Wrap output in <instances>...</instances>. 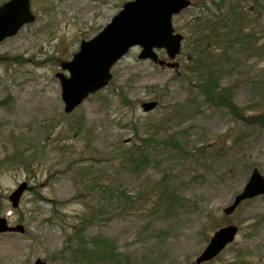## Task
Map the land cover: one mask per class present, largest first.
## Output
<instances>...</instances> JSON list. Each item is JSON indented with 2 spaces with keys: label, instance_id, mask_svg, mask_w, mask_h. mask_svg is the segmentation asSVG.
I'll use <instances>...</instances> for the list:
<instances>
[{
  "label": "rangeland",
  "instance_id": "374dc122",
  "mask_svg": "<svg viewBox=\"0 0 264 264\" xmlns=\"http://www.w3.org/2000/svg\"><path fill=\"white\" fill-rule=\"evenodd\" d=\"M124 1L31 0L36 20L0 42V216L26 228L0 233V264H80L70 254L80 233L115 243L120 255L108 264H197L213 232L231 223L240 227L232 243L200 264H264V194L222 212L254 168L264 175V124L255 123L264 118V9L254 38L207 46L237 116L211 104L187 70L202 38L196 18L234 1L247 11L249 0H191L172 19L184 35L178 69L139 59L132 47L106 87L65 112L61 59ZM150 100L156 106L144 111ZM137 152L144 167L133 171L128 156ZM23 180L13 209L9 193ZM166 188L182 202L162 196Z\"/></svg>",
  "mask_w": 264,
  "mask_h": 264
},
{
  "label": "water",
  "instance_id": "95a60500",
  "mask_svg": "<svg viewBox=\"0 0 264 264\" xmlns=\"http://www.w3.org/2000/svg\"><path fill=\"white\" fill-rule=\"evenodd\" d=\"M190 3V0H126L102 30L80 42L71 59L60 61L61 71L56 72V77L61 87L64 111L70 113L88 95L105 87L112 77L111 67L132 46L141 47L137 55L140 59H150L168 68L178 66L171 60L180 52L183 35L174 31L172 17ZM34 17L30 0L5 1L0 5V41L15 35L22 25L34 21ZM161 48L165 49L168 60L158 57L155 52V49ZM156 104V101L150 100L142 104V109L150 111ZM251 172L244 187L223 208L225 215L233 212L243 200L264 193L263 174L257 168ZM27 186L28 183L23 181L10 193L9 201L13 208L19 205ZM238 229L232 223L220 226L195 259L196 263L209 261L219 254L235 239ZM15 231L23 233L25 227L22 224L9 225L4 216L0 217V233ZM35 264L46 263L38 258Z\"/></svg>",
  "mask_w": 264,
  "mask_h": 264
},
{
  "label": "trees",
  "instance_id": "16d2710c",
  "mask_svg": "<svg viewBox=\"0 0 264 264\" xmlns=\"http://www.w3.org/2000/svg\"><path fill=\"white\" fill-rule=\"evenodd\" d=\"M249 3L254 5V7L249 5V8L252 9H248L247 11L243 8L240 9L239 4H236L234 1L230 3L228 9H223L221 4L216 14L211 13V16L207 15L200 19V16H198L196 18L197 21H201L200 29L197 30L196 34L198 36L201 34L202 38L201 43H199L200 47L197 46L196 50L190 54L192 65L188 66L189 70H187L190 79H196L198 90L203 93L211 104L228 108L235 116L240 113V108L236 107L229 88L226 87L225 90L219 91V88L222 89L224 87H219L218 77L220 76L218 72H215L216 69H214L218 62H215L214 58H210L211 56L214 57L213 54L215 52L212 51V54L207 49V46L212 47L214 43L215 45H219L217 46L219 50H222L223 43L231 41L232 45L238 42L241 43L242 39H252L255 37V34L250 31L255 27V20L258 23L261 22V11L264 9V0H249ZM203 13L200 15L203 16ZM205 29H208V32H204ZM224 60H227V58L224 57ZM200 66H202L201 70L199 69ZM255 123L258 125L264 124V118L261 117L259 120H255ZM143 157L144 155L139 152L137 154L131 153L128 156V162L132 167L131 170L135 171V169H142L144 167L142 166L145 162ZM161 181L162 185L168 187L165 179ZM160 192L162 196L166 195L174 204L181 203L183 200L182 197H174L175 194L167 190V188L165 191L161 190ZM78 232L79 230L76 232V235L79 234ZM79 235L77 240H74L75 250L72 252L74 248H71L70 252L73 262L80 264L84 262L108 264L117 260L118 255H120L116 252L115 243H112L104 236L100 237L96 235L87 240L81 233Z\"/></svg>",
  "mask_w": 264,
  "mask_h": 264
}]
</instances>
